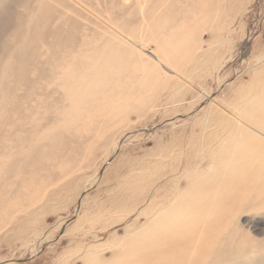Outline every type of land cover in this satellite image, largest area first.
Listing matches in <instances>:
<instances>
[{
    "label": "rangeland",
    "instance_id": "1",
    "mask_svg": "<svg viewBox=\"0 0 264 264\" xmlns=\"http://www.w3.org/2000/svg\"><path fill=\"white\" fill-rule=\"evenodd\" d=\"M72 1L83 14H98L100 28L111 24L125 34L138 32L133 45L149 70L150 79L142 82L148 87L126 96L127 104L109 101L116 109L94 105L92 119L72 124L52 153L40 154L38 166L19 178L18 198L2 210L0 264H83L96 254L109 258L141 231L149 232L147 243L156 245L159 233L153 237L152 230H142L145 221L162 211L188 173L213 170L208 156L221 142L229 143L227 131L241 123L240 114L264 135V121L240 110L264 78V0H180L168 11L174 19L161 46L166 51L161 60L170 71L159 65L157 45L142 38L144 30L115 19L120 9L112 10L111 0ZM126 1V12L135 10L145 24L144 3ZM163 2L148 5L159 8ZM238 209L228 219L235 218L239 229L235 245L245 239L242 232L255 245L205 250L202 264H264V209ZM224 221L221 228L235 229ZM209 228L215 231L217 225ZM225 236L221 233L219 246ZM190 252L188 264L196 254Z\"/></svg>",
    "mask_w": 264,
    "mask_h": 264
},
{
    "label": "bare ground",
    "instance_id": "2",
    "mask_svg": "<svg viewBox=\"0 0 264 264\" xmlns=\"http://www.w3.org/2000/svg\"><path fill=\"white\" fill-rule=\"evenodd\" d=\"M148 1L140 2L145 24L139 23L135 10L126 12L125 0L110 4L112 10L120 9L116 20L145 31L142 38L156 43L155 58L161 68L172 70L161 60L166 52L161 46L174 19L169 12L180 0H164L161 9L149 7L154 0ZM73 2L0 0V220L3 208L19 196V178L38 166L40 154L52 153L72 124L92 119V107L100 102L106 110L116 106L109 101L121 106L129 103L126 96L148 87L146 80L142 82L150 79L149 70L133 45L138 32L125 34L111 24L100 28L95 21L98 14H83ZM259 83L260 90L246 96L240 110L264 121V78ZM238 121L242 124L227 131L229 143L221 142L208 156L213 170L196 168L186 173L187 179L172 192L162 211H154L145 221L142 230H152L153 237L159 233L156 245L147 243L149 232L141 231L130 236L124 250H114L109 258L96 254L83 264H188L190 251L196 254L189 264H202L205 250H243V243L254 246L244 232L240 239H245L235 245L239 229L235 218L228 219L233 211L239 213V207L241 211L264 209V135L242 114ZM224 217L234 230L221 228ZM212 224L217 225L215 231L209 228ZM221 233L228 239L219 246ZM121 257L127 261H120Z\"/></svg>",
    "mask_w": 264,
    "mask_h": 264
}]
</instances>
